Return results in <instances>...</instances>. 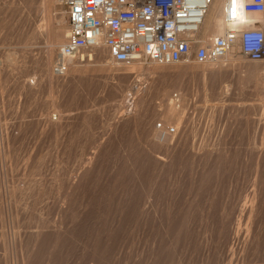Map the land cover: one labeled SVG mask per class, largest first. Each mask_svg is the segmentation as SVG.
Instances as JSON below:
<instances>
[{
  "label": "rangeland",
  "instance_id": "obj_1",
  "mask_svg": "<svg viewBox=\"0 0 264 264\" xmlns=\"http://www.w3.org/2000/svg\"><path fill=\"white\" fill-rule=\"evenodd\" d=\"M48 1L0 0V264H264V62L153 78L107 57L50 88L69 26Z\"/></svg>",
  "mask_w": 264,
  "mask_h": 264
},
{
  "label": "built area",
  "instance_id": "obj_2",
  "mask_svg": "<svg viewBox=\"0 0 264 264\" xmlns=\"http://www.w3.org/2000/svg\"><path fill=\"white\" fill-rule=\"evenodd\" d=\"M66 8L69 31L54 75L64 78L74 65L95 61L105 48L113 64L206 65L236 51L251 62L264 61V30L250 16L264 17V0H224L228 29L206 42L201 30L216 0H56ZM162 140L175 127L158 126Z\"/></svg>",
  "mask_w": 264,
  "mask_h": 264
},
{
  "label": "bare ground",
  "instance_id": "obj_3",
  "mask_svg": "<svg viewBox=\"0 0 264 264\" xmlns=\"http://www.w3.org/2000/svg\"><path fill=\"white\" fill-rule=\"evenodd\" d=\"M54 2V0H53ZM55 2L57 3V1L55 0ZM45 5H46V8L47 10L46 11H51V8H52V3L48 0H45ZM223 5H224V0H216L215 1V4L213 5L212 9L210 10L208 16L206 17V20H205V23L202 27V30L201 32L203 31L204 32V36H203V39L206 41V42H209L210 40H213L214 38H217V37H220V36H223L225 34V32L228 30V29H232L234 26V24H227L225 22V17L223 15ZM47 14V13H46ZM49 16V15H48ZM64 17V16H63ZM48 18V17H47ZM46 18V19H47ZM250 18L256 20L257 22H259L260 26L259 28L262 27V29L264 30V17L261 16V15H255V16H250ZM58 21V20H57ZM65 21V20H64ZM64 21L62 23H64ZM48 22V21H47ZM61 23V24H62ZM50 24V23H49ZM47 25V23H46ZM47 28V27H46ZM202 32V33H203ZM58 35H57V38H55L56 40V44H53V46H49V50H48V54H47V64H46V69H45V75L46 77L48 78V82L50 83V88L52 87V83H53V79L56 77L54 75V71H52V65L54 63V60H55V57H57L58 55V52L59 50L66 44V41H67V37H65V35L60 31V32H57ZM49 40V39H48ZM50 41V40H49ZM50 45V44H49ZM96 54V57L95 59L98 60L99 63H101L102 61H105L107 59V57L110 59L109 55H108V51L105 49V48H100L98 50H95L94 52ZM243 57L240 56L236 51H234L233 53L229 54L225 59L223 60H220L218 62H215V63H210V64H206V65H201V66H207V65H215V66H219L221 67V70L223 71H228L229 69L235 67V65L242 59ZM111 61V60H110ZM248 62H251L248 60ZM264 62V61H262ZM252 63H261V62H252ZM107 64L110 66L112 65V68H110L108 71H112L111 69H113V67H121V66H118L116 64H113L112 61L111 62H107ZM137 64H140V63H134L132 65H128V66H135ZM190 64H194V63H190ZM245 64V63H244ZM247 64V63H246ZM250 64V63H249ZM263 64V63H262ZM151 65H154V64H151ZM198 65V64H196ZM86 68H87V65H85ZM84 66V68H85ZM89 66V65H88ZM168 66H172V65H168ZM214 67H211L213 70H214ZM252 67H247V72H248V80H246L247 82H254L255 83V87H256V90H260L261 93L264 94V65H251ZM73 67V66H72ZM71 67V68H72ZM77 67H79L77 65ZM76 67V68H77ZM143 67V66H142ZM151 67V66H150ZM149 67V68H150ZM167 66L163 67V66H159V65H154L152 68H147V71L148 73H151L150 75L152 76L153 74H156L157 72H160L162 69L166 68ZM209 67V66H208ZM70 68V70H71ZM74 68V67H73ZM82 68V67H81ZM137 68V66H136ZM139 68V67H138ZM210 68V67H209ZM78 69V68H77ZM76 69V70H77ZM134 70L135 67L133 68H128L126 70ZM143 69V68H142ZM181 69V68H180ZM69 70V72H70ZM74 71V72H77V71ZM131 70V71H132ZM218 70V68H217ZM52 71V72H51ZM89 70H85V74L89 73L88 72ZM142 71V70H141ZM212 71V70H211ZM215 71V70H214ZM82 72V71H81ZM113 72V71H112ZM116 72V71H115ZM137 72V71H136ZM218 72V71H217ZM145 74V73H144ZM79 75V74H78ZM84 75V74H83ZM139 74H137V77H138ZM149 75V74H148ZM55 76V77H54ZM68 76V75H67ZM66 76V77H67ZM150 76V77H151ZM64 77V78H66ZM140 77V76H139ZM153 77V76H152ZM59 78V77H57ZM64 78H60V79H64ZM148 78V77H147ZM154 78V77H153ZM246 78V77H245ZM140 79V78H139ZM138 78H136V85L133 86V90H136L137 94H140L143 95V93H145L144 89H148V87L150 86V84L148 85L147 83L149 82H145L147 85L145 87V85L143 86L142 82H140ZM144 82V81H143ZM151 82V81H150ZM142 83V84H141ZM152 83V82H151ZM246 83V82H245ZM241 84V83H240ZM242 85V84H241ZM246 85V84H245ZM244 86V85H243ZM246 87V86H245ZM244 87V88H245ZM242 88V86L240 87ZM141 91V92H140ZM147 91V90H146ZM243 91V90H242ZM148 93V92H147ZM183 94V93H182ZM262 94V95H263ZM260 95V94H259ZM183 102V101H182ZM173 113V112H172ZM167 113L168 115V118L169 120L171 119H176L177 121H179L178 123L181 122V118H180V115L181 113L178 112V110L176 111L175 110V113ZM53 115V114H52ZM167 121V120H166ZM179 127V125H178ZM177 132H178V129L176 128ZM178 134V133H177ZM176 136V135H174ZM169 137H172V136H169ZM168 137V138H169ZM167 138V139H168ZM166 140V139H164ZM162 147V146H161ZM172 149V148H171Z\"/></svg>",
  "mask_w": 264,
  "mask_h": 264
}]
</instances>
